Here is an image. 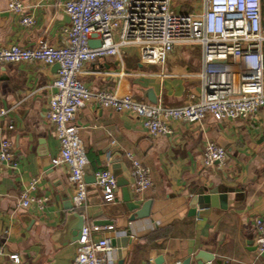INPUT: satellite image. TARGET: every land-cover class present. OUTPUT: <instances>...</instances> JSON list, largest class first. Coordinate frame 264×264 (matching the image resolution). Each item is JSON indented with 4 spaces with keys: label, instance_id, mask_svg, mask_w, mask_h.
Instances as JSON below:
<instances>
[{
    "label": "crops",
    "instance_id": "obj_1",
    "mask_svg": "<svg viewBox=\"0 0 264 264\" xmlns=\"http://www.w3.org/2000/svg\"><path fill=\"white\" fill-rule=\"evenodd\" d=\"M66 1L21 0L35 19L27 28L7 10V0H0V48L34 47L41 40L61 46L62 30L69 25L63 9ZM202 59L200 45H179L164 64H142L137 49L125 46L117 56L85 64L81 81L90 92L180 107L201 99ZM55 76L54 66L41 63L5 64L0 71V105L11 109L0 120V140L12 142L17 163L16 169L0 164V248L5 254L0 264H72L76 255L77 243L70 242L67 229L72 218L65 208L72 204L73 187L68 168L56 163L59 145L45 117ZM73 123L92 171L108 168L117 181L128 183L136 204L152 201L149 218L131 222L121 188L115 203H106L92 184L84 206L73 209L84 217V225L102 228L93 240H110L115 264H145L159 257L162 264H179L199 252L214 255L210 264H264L253 225L255 218L264 220V108L251 121L215 122L210 117L191 125L171 121L172 134L157 138L148 136L132 114L92 102ZM206 141L225 150L223 165L203 167ZM126 152H132L152 177V187L137 198L131 192ZM32 179L37 184L31 196L48 201L42 209L35 204L21 209L19 196ZM202 192L226 194L227 208L197 207L191 216L192 199ZM107 226L112 230H103ZM10 255L18 256L19 263L9 260Z\"/></svg>",
    "mask_w": 264,
    "mask_h": 264
},
{
    "label": "built area",
    "instance_id": "obj_2",
    "mask_svg": "<svg viewBox=\"0 0 264 264\" xmlns=\"http://www.w3.org/2000/svg\"><path fill=\"white\" fill-rule=\"evenodd\" d=\"M186 0H67L63 4L69 25L62 30L63 43L54 47L44 40L34 47L17 45L0 48V71L5 64L41 63L58 65L52 94L45 114L53 126L59 145L57 164L68 168V183L73 187L72 206L79 209L87 200L88 184L84 168L88 164L73 121L88 103L116 113L135 116L151 138L170 136L171 121L200 124L206 117L215 122L253 120L264 108V0H199L191 9L181 6ZM181 4L174 9V4ZM7 10L19 17L24 27L35 24L21 0H7ZM90 41L100 43L91 47ZM198 44L202 49L201 99L194 104L167 107L161 103H141L129 95L107 91L90 92L81 81L85 64L119 55L120 48L135 47L142 64H164L176 46ZM11 109L0 105V120ZM12 129V125L7 126ZM135 198L153 185L150 170L132 153L126 152ZM110 157H108V160ZM226 161L225 150L206 141L202 165L212 168ZM16 169L10 140H0V164ZM37 180L32 179L19 196L21 209L35 204L42 209L48 198L31 196ZM106 203H115L116 177L108 169L95 172V183ZM255 244L264 254V220H253ZM102 228L84 225L76 242L72 264H115V249L108 238L93 240ZM103 230H112V226ZM121 233V232H120ZM124 234V232H123ZM0 248V257L4 256ZM9 260L19 263L16 255ZM145 264H154L148 260Z\"/></svg>",
    "mask_w": 264,
    "mask_h": 264
},
{
    "label": "water",
    "instance_id": "obj_3",
    "mask_svg": "<svg viewBox=\"0 0 264 264\" xmlns=\"http://www.w3.org/2000/svg\"><path fill=\"white\" fill-rule=\"evenodd\" d=\"M89 45L91 47H98L100 43L97 41H90ZM54 69L57 71L59 69L58 65H54ZM84 179L88 185H92L95 183V172L92 171V169L88 165H86V167L84 168ZM117 186L121 188L122 202L125 204L127 210L131 213L129 221L134 222L148 219L151 212L152 201H145L141 205L136 204L131 199L127 187V182L118 180ZM197 207L199 209L213 207L225 210L227 208V195L221 193H208L204 195L202 192L192 199V202L190 204L191 216H194L196 214L195 209ZM65 208L68 211L70 218L75 219L77 221L74 222L72 219L68 218L69 224L67 229L71 238L70 242L74 243L80 239L81 230L85 223L84 217L76 212H73V206L71 203L66 205ZM96 223L99 224L101 222ZM191 260H193L195 264H210L214 260V255L205 252H199L192 259L187 258L179 264H190ZM118 264H121V262H119ZM154 264H162V259L159 257L157 260H155Z\"/></svg>",
    "mask_w": 264,
    "mask_h": 264
},
{
    "label": "rangeland",
    "instance_id": "obj_4",
    "mask_svg": "<svg viewBox=\"0 0 264 264\" xmlns=\"http://www.w3.org/2000/svg\"><path fill=\"white\" fill-rule=\"evenodd\" d=\"M199 0H186L184 3H183V6H185L186 8L184 9H187L188 8V5L191 6L195 3H197ZM181 4L177 3V4H174L173 8L174 9H177V7H179Z\"/></svg>",
    "mask_w": 264,
    "mask_h": 264
}]
</instances>
